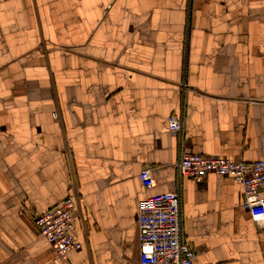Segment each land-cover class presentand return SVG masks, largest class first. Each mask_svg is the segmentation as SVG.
Listing matches in <instances>:
<instances>
[{"label": "crops", "instance_id": "0c3cea01", "mask_svg": "<svg viewBox=\"0 0 264 264\" xmlns=\"http://www.w3.org/2000/svg\"><path fill=\"white\" fill-rule=\"evenodd\" d=\"M183 150L264 159V0H0V264H140L139 202L175 190L195 264H264L242 184L178 183ZM68 195L61 257L20 209Z\"/></svg>", "mask_w": 264, "mask_h": 264}, {"label": "built area", "instance_id": "2783aa9c", "mask_svg": "<svg viewBox=\"0 0 264 264\" xmlns=\"http://www.w3.org/2000/svg\"><path fill=\"white\" fill-rule=\"evenodd\" d=\"M54 116L58 113L54 112ZM182 119V114L170 115L168 126L172 132H182ZM176 170L178 183L186 176L201 180L211 173L236 179L243 187V207L264 228V159L246 160L183 150L176 162ZM140 179L144 187H153L156 180L152 167L142 168ZM76 200L68 195L43 211L33 210L26 203L20 209L61 257L82 247V242L73 234ZM137 229L140 264H195L196 248L186 239L182 227L179 190L141 199Z\"/></svg>", "mask_w": 264, "mask_h": 264}]
</instances>
